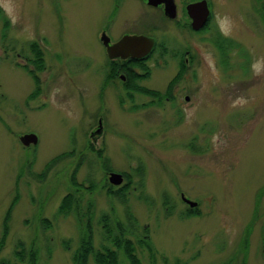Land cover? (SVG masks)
Listing matches in <instances>:
<instances>
[{
  "label": "rangeland",
  "instance_id": "obj_1",
  "mask_svg": "<svg viewBox=\"0 0 264 264\" xmlns=\"http://www.w3.org/2000/svg\"><path fill=\"white\" fill-rule=\"evenodd\" d=\"M173 1L169 20L147 0H0V264H19L20 243L36 264H74L75 204L80 219L93 206L95 248L103 215L131 214L153 247L136 244L142 264H264V0H208L198 32L185 8L204 0ZM104 32L155 39L134 85L151 94L119 78Z\"/></svg>",
  "mask_w": 264,
  "mask_h": 264
},
{
  "label": "trees",
  "instance_id": "obj_2",
  "mask_svg": "<svg viewBox=\"0 0 264 264\" xmlns=\"http://www.w3.org/2000/svg\"><path fill=\"white\" fill-rule=\"evenodd\" d=\"M208 25L204 27L203 30L207 29ZM218 40V39H217ZM223 41H216V46L220 49L221 52H223L224 47ZM134 68L137 70L141 69L142 67L138 64H133ZM141 71L147 72V69H144ZM133 72V71H132ZM132 72H128L130 80L128 81V85L134 89L136 93L139 94H151L149 92L150 90H146L143 87H137L135 88L134 84L132 82H135L139 76L132 75ZM148 73L144 75V78L147 77ZM140 80V78H139ZM178 80V79H177ZM176 80V81H177ZM176 83V82H175ZM173 83L170 85L168 93L170 95L171 89H172ZM137 173V179L142 180L140 177L143 175V170L138 167L136 170ZM127 184L124 185L119 190L112 192L110 190L109 195L111 197H114L116 200H122L125 202V196L128 193V185L130 183V177L127 176ZM73 204H75V201H73V198L71 195H68L64 198L60 208L59 212L63 214H69L73 208ZM78 207L75 204L74 214L77 216L78 225H82L81 228V235L79 240V248L74 253L72 257V261L74 264H88L89 258H92L94 264H121L119 254L123 255L126 259L128 264H142L141 260L136 253V244L139 246H142L146 248L149 252H153V247L151 245V240L149 235H146V231L144 236L142 235V238H139L138 240H134L132 237L133 228L132 226H136V221L133 217L127 216V227H122L119 222L113 221V227L111 228L109 225H107L108 222V216L103 215L101 217L102 225L104 227V242L105 244H101L100 247L95 248L93 245V228L91 225V219H92V213H93V206L87 207V217L85 219H80V214L78 211ZM10 211V210H9ZM7 212L5 216V225L6 221L9 219ZM194 214L195 212L189 211L188 215ZM47 222V221H46ZM19 252L16 255L19 259V264H36V252L34 249L30 248V252L27 253L25 251L24 245L22 243L19 244ZM1 264H9L8 262H2Z\"/></svg>",
  "mask_w": 264,
  "mask_h": 264
},
{
  "label": "water",
  "instance_id": "obj_3",
  "mask_svg": "<svg viewBox=\"0 0 264 264\" xmlns=\"http://www.w3.org/2000/svg\"><path fill=\"white\" fill-rule=\"evenodd\" d=\"M147 5L156 8L160 5L163 6V14L169 19H175L177 15L176 5L173 0H147ZM186 15L190 20V27L193 31L198 32L204 29L210 18V10L207 5V1H201L195 4H188L185 8ZM102 45L106 48L108 59L119 57L126 59L128 57L132 59H142L149 55L152 49L155 47V39L152 37H146L144 35H125L118 42L110 45V39L104 33L101 35ZM188 100V98H187ZM94 134H101V123L99 122V130ZM20 142L24 146L36 145L38 139L36 135L29 134L20 138ZM123 182V177L120 174L110 173L109 183L114 186H119ZM182 200L188 204L191 208H195L197 203L187 200L184 195H181Z\"/></svg>",
  "mask_w": 264,
  "mask_h": 264
},
{
  "label": "flooded vegetation",
  "instance_id": "obj_4",
  "mask_svg": "<svg viewBox=\"0 0 264 264\" xmlns=\"http://www.w3.org/2000/svg\"><path fill=\"white\" fill-rule=\"evenodd\" d=\"M161 7V6H160ZM136 35V34H133ZM143 35V34H140ZM132 36V35H131ZM145 36V35H144ZM149 37V36H146ZM115 42H112V39H110V45L114 44ZM155 49V47L152 49V51ZM152 51L149 53V55H147L146 57L142 58V59H132L130 57L126 58V59H121L119 57L113 58V59H108L107 57V53H106V48H105V55H106V59L108 61L109 64H112L113 66H116V72H119V78L122 81H125V83L128 84V81L130 80L129 74L128 72H132V75L138 76V70L136 68H134L133 64H138L140 65L143 69H147L145 66V62L147 61V58L150 56V54L152 53ZM111 66V65H110ZM149 69V68H148ZM147 69V71H148ZM149 73V71H148ZM132 84L136 85L135 82H132Z\"/></svg>",
  "mask_w": 264,
  "mask_h": 264
},
{
  "label": "bare ground",
  "instance_id": "obj_5",
  "mask_svg": "<svg viewBox=\"0 0 264 264\" xmlns=\"http://www.w3.org/2000/svg\"><path fill=\"white\" fill-rule=\"evenodd\" d=\"M207 5L209 6V4H208V3H207ZM208 24H209V21H208L207 25H208ZM207 25H206V26H207ZM206 26H205V27H206ZM155 43H156V42H155Z\"/></svg>",
  "mask_w": 264,
  "mask_h": 264
}]
</instances>
